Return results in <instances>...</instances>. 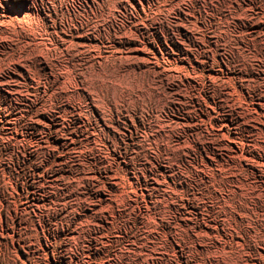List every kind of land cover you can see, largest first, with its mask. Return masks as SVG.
Listing matches in <instances>:
<instances>
[{
	"label": "rangeland",
	"instance_id": "rangeland-1",
	"mask_svg": "<svg viewBox=\"0 0 264 264\" xmlns=\"http://www.w3.org/2000/svg\"><path fill=\"white\" fill-rule=\"evenodd\" d=\"M0 264H264V0H0Z\"/></svg>",
	"mask_w": 264,
	"mask_h": 264
}]
</instances>
